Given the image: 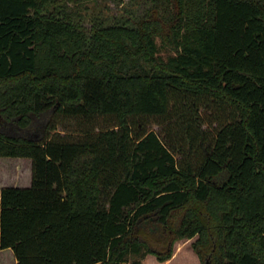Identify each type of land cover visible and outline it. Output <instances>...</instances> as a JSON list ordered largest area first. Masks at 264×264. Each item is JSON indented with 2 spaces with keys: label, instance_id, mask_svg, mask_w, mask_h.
Segmentation results:
<instances>
[{
  "label": "trees",
  "instance_id": "16d2710c",
  "mask_svg": "<svg viewBox=\"0 0 264 264\" xmlns=\"http://www.w3.org/2000/svg\"><path fill=\"white\" fill-rule=\"evenodd\" d=\"M96 1L0 0V156L32 167L1 189L0 250L143 264L197 237L202 264H264V0H147L137 18Z\"/></svg>",
  "mask_w": 264,
  "mask_h": 264
},
{
  "label": "rangeland",
  "instance_id": "374dc122",
  "mask_svg": "<svg viewBox=\"0 0 264 264\" xmlns=\"http://www.w3.org/2000/svg\"><path fill=\"white\" fill-rule=\"evenodd\" d=\"M93 13L98 16L99 11L103 9V15L111 13L123 15L130 12L132 16L137 18L144 6L150 5L147 0H97L91 2ZM128 11H125V10ZM124 10V11H123ZM134 20V19H132ZM86 25H91L90 20L85 21ZM150 127L159 130L162 126L150 123ZM204 129L208 131L210 126L203 124ZM76 129V122L74 120L62 121L59 125V131L65 133L66 130L73 131ZM31 167V160L28 158H13V157H0V189L5 186L25 185L28 181V174ZM29 184V182H28ZM197 237L194 238H168L158 242L155 249L161 253L171 252V256L161 261L156 254L148 253L143 259V264H202L199 256L193 248V243ZM15 264V256L11 249L0 250V264ZM101 264V263H98ZM207 264H210L207 261Z\"/></svg>",
  "mask_w": 264,
  "mask_h": 264
},
{
  "label": "crops",
  "instance_id": "0c3cea01",
  "mask_svg": "<svg viewBox=\"0 0 264 264\" xmlns=\"http://www.w3.org/2000/svg\"><path fill=\"white\" fill-rule=\"evenodd\" d=\"M31 180H32V167H30L29 174H28V181L25 183V185H14V186H20V187L30 186ZM28 182H29V184H28ZM1 189H0V195H1ZM2 264H3V262H2ZM15 264H16V259H15Z\"/></svg>",
  "mask_w": 264,
  "mask_h": 264
}]
</instances>
